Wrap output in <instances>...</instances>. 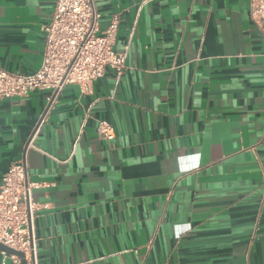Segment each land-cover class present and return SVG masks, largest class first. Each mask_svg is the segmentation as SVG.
<instances>
[{
	"label": "crops",
	"instance_id": "obj_1",
	"mask_svg": "<svg viewBox=\"0 0 264 264\" xmlns=\"http://www.w3.org/2000/svg\"><path fill=\"white\" fill-rule=\"evenodd\" d=\"M56 0H0V65L34 73ZM126 67L0 100L27 163L35 264H264V38L250 0H92ZM108 121L114 137L96 132ZM38 123V125H37ZM0 250V264H12Z\"/></svg>",
	"mask_w": 264,
	"mask_h": 264
},
{
	"label": "built area",
	"instance_id": "obj_2",
	"mask_svg": "<svg viewBox=\"0 0 264 264\" xmlns=\"http://www.w3.org/2000/svg\"><path fill=\"white\" fill-rule=\"evenodd\" d=\"M249 13L264 38V0H250ZM98 17L92 0H56L51 18L43 26L40 66L34 73L22 74L0 65V100L46 88L51 90V102L66 84H77L87 92L106 68L119 74L126 67L128 46L122 51L114 50L116 17L100 33ZM96 132L101 138L114 137L111 124L103 119L97 121ZM27 172L25 159H20L8 167L0 180V242L22 251L26 264H35L30 232L34 206L29 200L32 183L27 182ZM9 257L12 264H20L19 256Z\"/></svg>",
	"mask_w": 264,
	"mask_h": 264
},
{
	"label": "water",
	"instance_id": "obj_3",
	"mask_svg": "<svg viewBox=\"0 0 264 264\" xmlns=\"http://www.w3.org/2000/svg\"><path fill=\"white\" fill-rule=\"evenodd\" d=\"M50 101L47 103L46 107L44 108V111L42 112V115L40 117V119L38 120V123L40 122L41 118L43 117L44 113L46 112L47 108L49 107ZM37 123V125H38ZM0 250L8 253V254H13V255H17L20 257V264H26V261L24 259V254L22 251L17 250L11 246H8L6 244H3L0 242Z\"/></svg>",
	"mask_w": 264,
	"mask_h": 264
}]
</instances>
